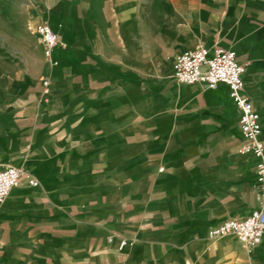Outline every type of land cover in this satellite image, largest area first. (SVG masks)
Returning <instances> with one entry per match:
<instances>
[{
  "label": "crops",
  "instance_id": "1",
  "mask_svg": "<svg viewBox=\"0 0 264 264\" xmlns=\"http://www.w3.org/2000/svg\"><path fill=\"white\" fill-rule=\"evenodd\" d=\"M27 10L32 50L21 63L0 53V169L39 187L21 179L1 205L0 264H264V236L248 252L207 235L258 206L228 89L172 78L180 54L236 53L264 145V0H29ZM41 23L58 37L57 65L29 30Z\"/></svg>",
  "mask_w": 264,
  "mask_h": 264
},
{
  "label": "built area",
  "instance_id": "2",
  "mask_svg": "<svg viewBox=\"0 0 264 264\" xmlns=\"http://www.w3.org/2000/svg\"><path fill=\"white\" fill-rule=\"evenodd\" d=\"M29 30L37 36L43 55L51 65L52 53L59 46L57 35L51 28L41 23ZM245 71L243 65L237 62L236 53L214 48L209 55L207 49L199 47L194 51L177 56L173 63L172 78L180 85H202L208 90H215L218 85H224L229 92V98L238 111V125L242 138V145L238 150L240 155H250L255 160V187L254 194L258 202L247 217L242 220H225L208 229L209 239H221L227 236L236 238L242 243L245 250L250 252L256 248L264 236V145L260 141L261 125L259 115L254 110L244 91L242 75ZM46 93L48 82L43 81ZM21 179L26 180L32 188L39 187L38 181L28 172L13 167L0 169V207L8 197L11 190L18 187ZM112 238H109V242ZM132 243L120 240L118 248L122 250Z\"/></svg>",
  "mask_w": 264,
  "mask_h": 264
},
{
  "label": "rangeland",
  "instance_id": "3",
  "mask_svg": "<svg viewBox=\"0 0 264 264\" xmlns=\"http://www.w3.org/2000/svg\"><path fill=\"white\" fill-rule=\"evenodd\" d=\"M28 5L29 0H0V53L20 63L22 49L31 51L33 47L25 35L29 32L26 30Z\"/></svg>",
  "mask_w": 264,
  "mask_h": 264
}]
</instances>
